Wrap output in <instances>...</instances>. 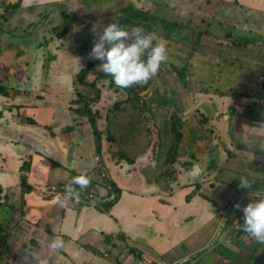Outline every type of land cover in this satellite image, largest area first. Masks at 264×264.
Returning <instances> with one entry per match:
<instances>
[{
    "label": "crops",
    "instance_id": "0c3cea01",
    "mask_svg": "<svg viewBox=\"0 0 264 264\" xmlns=\"http://www.w3.org/2000/svg\"><path fill=\"white\" fill-rule=\"evenodd\" d=\"M73 2L79 3L75 4L76 11L66 13L65 8ZM181 2L186 9L199 4L212 14L213 27L209 25L211 30L206 35L213 37L214 47L225 63L230 58L226 59L228 54H223L220 46L226 39L234 38L236 41L230 45L237 47L241 46L240 38L244 45L261 42L253 39L256 36L264 39V0ZM90 4L100 3L6 0L0 35L10 33L3 25L16 13L22 14L17 21L21 26L35 27L39 17L45 19L41 24L50 23L53 14L63 17L60 23L67 25L69 19L94 16L95 9L85 8ZM224 23L234 35L223 28ZM14 29L23 34H11L5 56L36 31ZM66 29L70 31L68 25ZM50 30L53 32V27ZM255 78L256 88L261 81L264 83V72H258ZM210 86H203L205 90L192 101L193 107L179 113L186 117V127L180 131L178 155H172L176 146L166 148L169 156L159 167L162 171L158 170V161L149 166L141 159L131 162L123 154L102 158L107 176L120 189L111 204L104 200L111 194L109 189L93 173L103 162L97 152L92 155L93 150L97 151V140L91 124L79 117L70 122L59 121L62 116L65 119L72 115L56 117L51 106L41 101L21 94L14 103L8 90L6 94L0 92V263L139 264L147 260L201 264L206 258L200 255L208 250L205 257L209 255L213 262L221 256L226 259L216 249L224 241L233 248L239 245L235 227H239V236H247L241 227V209L250 199L258 198L250 193L264 190V176H257L260 172L264 175V96L257 88L259 93L245 87L242 91L232 88L226 92ZM195 117L208 119L209 127ZM51 120L59 122L56 130L49 123ZM103 142H108L107 137L102 141L104 152ZM193 165L199 167L197 175L192 173ZM79 174L89 177L79 199L59 203L64 198L63 185ZM240 175L249 176V188L236 187ZM55 237L63 245L52 249L48 245Z\"/></svg>",
    "mask_w": 264,
    "mask_h": 264
},
{
    "label": "rangeland",
    "instance_id": "374dc122",
    "mask_svg": "<svg viewBox=\"0 0 264 264\" xmlns=\"http://www.w3.org/2000/svg\"><path fill=\"white\" fill-rule=\"evenodd\" d=\"M95 2L100 4L85 7L95 9L94 16L79 17L77 21L69 19V32L67 25L60 23L64 18L55 14L52 15L54 19L47 24H41L45 19L39 17L35 20L38 24L34 27L18 25L17 21L22 14L16 13L9 23L3 25L10 33L3 32L0 35V89L4 87L5 91L8 90V97L15 99L14 103L21 99L18 95L22 94L27 99H36L46 106H51L52 115L56 117L58 114L72 115L69 118L66 116L65 119L62 116L59 121L70 122L71 118L79 117L80 121L88 124V115L76 112V108H81L84 102H77L81 95L86 96L87 100L96 97L99 90L100 99L92 102L90 106L94 112H99L97 125L103 134L102 141L109 136L114 138V143L103 142L106 149L110 148L117 156H128L131 162L141 159L150 166L153 161H158V170L162 171L159 167L169 156L166 148L180 145V131L186 117L179 113L183 114L185 109L193 107L192 101L199 96L198 93L205 90L203 86L211 85L213 90L226 92H230L232 88L242 91L245 87L250 92L259 93V89L256 87V90L254 85L258 72H264V39L259 36L253 39H259L261 42L257 40L252 42V45H244L245 42L240 38V47L230 45L236 41L234 38L226 39L224 46L221 45L220 48L223 54H228L226 59L230 58L232 63H225L224 57L217 53L218 48L214 47L216 43L215 40L212 41L213 37L206 35L211 30L209 25L213 27L214 17L205 11L204 6L194 4L190 9H186V4H182L181 0H141V3L145 4H139L136 0ZM75 4L79 3L69 4L65 12H75ZM5 5L6 0L1 1L0 17L7 12ZM145 15L148 18L145 19ZM37 16L34 15L35 18ZM112 19L118 20L124 27H150L148 31L154 32L156 36L154 42L164 44L167 58L158 72L146 82L118 88L112 83L110 76H99L102 70L97 67L100 63L98 60L87 75L85 84L79 80L81 69L94 60L89 56L94 40L93 29L99 32ZM166 23L176 25L175 29L172 31L166 27ZM52 27L53 32L50 30ZM14 28L26 31L34 28L36 31L26 40L23 39L20 47H14L9 55L5 56V45L9 39L12 40L11 34H23L21 30ZM223 28L234 35L226 23ZM232 55L234 56L231 57ZM195 120L209 127L208 119L200 120L195 117ZM49 123L55 130L58 128V121L51 120ZM93 151L94 156L97 151ZM257 176L263 177V172ZM255 182L259 181L255 179ZM238 185L236 187L240 189ZM234 229L239 230V227ZM237 230L235 238L239 241L238 249L236 245L233 248L232 244L224 241L216 250L233 261V264H251L253 255L264 244L255 241L248 234L246 237L244 234L239 236ZM232 232L229 235L230 241L234 238ZM208 252L209 250L200 256H206ZM246 254L248 256L245 258ZM0 264L11 263L4 260Z\"/></svg>",
    "mask_w": 264,
    "mask_h": 264
},
{
    "label": "clouds",
    "instance_id": "9594fccd",
    "mask_svg": "<svg viewBox=\"0 0 264 264\" xmlns=\"http://www.w3.org/2000/svg\"><path fill=\"white\" fill-rule=\"evenodd\" d=\"M94 31V40L89 50V56L100 61L97 66L103 73L111 77L112 83L118 88H127L133 84L143 83L154 76L162 62L167 58L163 43L154 42L155 33L145 31L141 26L124 27L118 20L112 19L99 32ZM193 175L199 173V167L193 165ZM89 183L86 174L75 175L69 183L63 185L64 198L59 203L64 204L71 199H79V192ZM247 175L239 176V187H250ZM74 186H78L74 187ZM264 191V190H261ZM261 191L250 193L256 199H250L242 211V230L255 241L264 244V194ZM240 208V205H236ZM63 241L59 237L49 242L52 249L60 248ZM39 264L44 262L39 261Z\"/></svg>",
    "mask_w": 264,
    "mask_h": 264
},
{
    "label": "trees",
    "instance_id": "16d2710c",
    "mask_svg": "<svg viewBox=\"0 0 264 264\" xmlns=\"http://www.w3.org/2000/svg\"><path fill=\"white\" fill-rule=\"evenodd\" d=\"M144 18L146 19L148 17L145 15ZM130 20H131V18H130ZM141 27H143V26H141ZM166 27H168L169 29H171L173 31V29H175L176 25H171V24H167L166 23ZM143 28L146 31H148V28H150V27L145 26ZM97 63H98L97 60H93V61L89 62L86 67H84L83 69H81L80 74L78 75V78H79V80L83 84H85L86 77L89 74L91 68L94 65H96ZM99 76L107 77V75L105 73H103V72H100ZM183 80H185V78H183ZM3 88L4 87H2L0 89V90H2L0 92H3L4 94H6V91L4 90L5 88L4 89ZM87 99L88 98H86V96L81 95V97L79 98V100H78L77 103H80L81 104L82 102H84V105L81 106V108H80V106H79V108H76V112L78 114H80V115H82V114L88 115V120H89V122H90V124H91V126H92V128L94 130L95 136H96V140H97V153L101 157V161L103 162V159L102 158H105V155L107 156L108 154L111 155L113 158H115L117 155L113 154L114 152L111 151L110 148L107 147V149L103 152V149H102V135L103 134L101 133V131L98 130V125H97V115L99 114V112H97V111L94 112L93 109H92V107L90 106L92 102H96V101H98L100 99V92H99V90L97 92L96 97L90 98L89 100H87ZM184 127H186V125H184ZM179 138H180V136H179ZM107 140L110 143H114L113 136L107 137ZM178 150H179V146H176L175 150H172V151H174L172 153V155H173L174 158L178 155V152H177ZM104 168H105V162L101 163L99 167L95 168V171L93 173L96 176H100V178H102V180L104 181L105 185L107 186V189H109V192L111 194H113L115 196V199H116L117 196L120 194V189L117 187V185L114 183V181L111 180L107 176V173L105 171L106 168L105 169ZM103 173L105 174L104 177H102ZM111 194H109V195H111ZM112 202H114V201L110 200L108 202V204H111Z\"/></svg>",
    "mask_w": 264,
    "mask_h": 264
},
{
    "label": "flooded vegetation",
    "instance_id": "af4514ba",
    "mask_svg": "<svg viewBox=\"0 0 264 264\" xmlns=\"http://www.w3.org/2000/svg\"><path fill=\"white\" fill-rule=\"evenodd\" d=\"M263 249H264V246L256 253V254H254L253 255V258H252V263L251 264H253V262H254V260H255V257L257 256V255H259L262 251H263ZM242 252H244V250L243 251H241L240 253L242 254ZM246 252H248V250L246 251ZM248 255L246 254V255H244V257L246 258ZM204 258H206V259H204V260H202V263L201 264H233V261H231V260H229V259H224L222 256L221 257H219V258H217L216 260H215V262H213V260H212V257L211 258H208V256L207 257H205L204 256ZM224 262H227V263H224Z\"/></svg>",
    "mask_w": 264,
    "mask_h": 264
},
{
    "label": "built area",
    "instance_id": "2783aa9c",
    "mask_svg": "<svg viewBox=\"0 0 264 264\" xmlns=\"http://www.w3.org/2000/svg\"><path fill=\"white\" fill-rule=\"evenodd\" d=\"M257 88H258L262 93H264V83H263L262 81L258 84ZM96 159L98 160L99 158L97 157ZM99 166H100V165H99ZM102 176H105V174L103 173ZM89 197H90V198H94V196H93L92 194H90ZM114 198H115V196H114L113 194H111V195L107 196L104 200L107 201V200H112V199H114ZM139 264H165V263H153V262H150V261H147V260H143V261H142L141 263H139Z\"/></svg>",
    "mask_w": 264,
    "mask_h": 264
},
{
    "label": "water",
    "instance_id": "95a60500",
    "mask_svg": "<svg viewBox=\"0 0 264 264\" xmlns=\"http://www.w3.org/2000/svg\"><path fill=\"white\" fill-rule=\"evenodd\" d=\"M253 264H264V249L259 255L255 257Z\"/></svg>",
    "mask_w": 264,
    "mask_h": 264
}]
</instances>
